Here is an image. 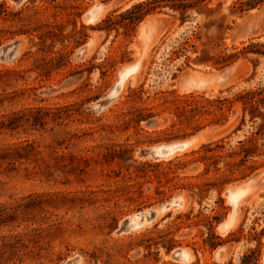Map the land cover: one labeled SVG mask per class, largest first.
<instances>
[{
  "label": "rangeland",
  "instance_id": "1",
  "mask_svg": "<svg viewBox=\"0 0 264 264\" xmlns=\"http://www.w3.org/2000/svg\"><path fill=\"white\" fill-rule=\"evenodd\" d=\"M137 1L56 0L60 6L53 7L52 0L19 6L0 0V47L23 41L13 60L0 61V264H63L76 255L81 264L264 263V186H255L233 214L225 195L264 167L219 190L210 187L201 199L196 188L163 186L168 160L158 166L137 156L140 149L200 132L211 134L171 159L221 138L231 147L244 138L248 123L232 133L238 105L226 125L186 129L182 136L170 128L173 100L191 92L231 96L264 85L263 58L255 70L252 55L217 63L250 41L264 43V2L248 8L250 0H207L183 15L168 8L148 14L129 35L122 28L106 29L108 15ZM95 7L102 12L86 22L84 15ZM151 17L163 22L139 35V24ZM61 36L69 42L54 41ZM90 41L89 52L76 58ZM136 61L130 66L133 73L139 70L125 80L117 99L94 112L91 105ZM234 65L239 69L213 86L183 85L189 74L211 75ZM146 115L152 116L135 122ZM201 170L190 163L178 175L183 183H201ZM177 193L188 197L181 210L140 230L115 233L124 219ZM222 222L227 226L220 229ZM210 230L221 240L215 248ZM170 241L174 247L166 252ZM177 249L184 250L187 262L170 257Z\"/></svg>",
  "mask_w": 264,
  "mask_h": 264
},
{
  "label": "trees",
  "instance_id": "2",
  "mask_svg": "<svg viewBox=\"0 0 264 264\" xmlns=\"http://www.w3.org/2000/svg\"><path fill=\"white\" fill-rule=\"evenodd\" d=\"M62 1L65 2L67 0ZM206 1L141 0L133 3L118 15H108L103 22L109 24L106 29L117 30L122 28L129 35L132 34L136 24L148 14L155 11L159 12L162 8H168L183 15L189 10L204 7ZM52 2L53 7L60 6L56 0H52ZM263 2L264 0H250L246 5L248 8H253ZM69 39L68 36H61L60 38L55 37L54 41L62 43L63 41L69 42ZM75 42L77 43V40ZM240 55H252L253 59L251 62L253 70H255L259 63V58L264 60V43L250 41L240 51L222 56L217 63L230 64L237 60ZM173 105L174 119L171 120L170 128L182 132V136L186 135V129H189L190 133H194L210 125H226L229 123L230 116L235 113V105L239 106L240 114L232 133L236 134L239 131H244L243 129L247 123L250 125V129H248V133L244 135V138L236 141L233 147L226 144L224 139L221 138L204 143L199 148L184 153L183 156L187 160L178 156L168 160L162 170L165 177L164 187L189 190L196 188L197 195L203 199L205 191L210 187H216L219 190L223 185L242 179L257 169L264 167V161L255 160V158L264 156V85L245 88L231 96L216 95L212 98L205 97L204 94L191 92L175 97ZM151 116L138 117L135 122L148 120ZM190 163L202 165V170L198 174L199 177H203L201 183H183L184 178L179 177L178 171ZM150 164L149 161L143 163L145 166ZM156 165H161V162L157 161ZM210 173L218 174V177H213L210 180L207 177ZM211 233L216 242L210 244V247L215 248L221 243V240L213 232ZM173 247L174 244L171 241L168 242V245L165 246L166 252H169Z\"/></svg>",
  "mask_w": 264,
  "mask_h": 264
},
{
  "label": "water",
  "instance_id": "3",
  "mask_svg": "<svg viewBox=\"0 0 264 264\" xmlns=\"http://www.w3.org/2000/svg\"><path fill=\"white\" fill-rule=\"evenodd\" d=\"M8 1L13 3L15 6H19L25 0H8ZM100 12L99 10L92 8L88 13L84 15V20L86 22H91L89 21L91 15L98 14L97 16H99ZM162 22H163L162 19L156 17H151L147 19L145 22L142 21L138 27L139 35H143V33L148 32L150 30L153 32L156 26L160 25ZM139 42L141 43L142 46L144 45L142 37L140 38ZM92 45H93L92 41L83 45L77 51L75 57L79 59L82 58L85 54L89 52ZM22 46H23V41L20 39H16L11 43L1 46L0 61L8 62L13 60L21 50ZM137 62L138 61L133 62L132 64H129L121 69L119 79L113 85L111 90L104 97L97 100L95 103L91 105V108L94 112H100L104 110L109 104H111L114 100L117 99L124 86L125 80L139 70L138 69L134 73L129 70V66L136 64ZM238 69H239V65H234L216 74H211V75L206 74L204 76H201L199 74H189L185 79L183 85H187L193 79H195L196 81H204L208 85H211L215 82L219 83L221 81L229 79L232 73L236 72ZM210 134L211 133L209 132H200L196 135L178 141L168 142L164 144L143 148L137 152V156L140 158H144L156 162L161 160H170L174 155L185 152L188 149L192 148L195 145V143L199 140V138L208 137ZM255 186H264V169L254 173L250 178L227 188V190L225 191V195L228 196L231 193V191H236L237 189H248V193H247L248 195ZM228 202L231 204L232 207L231 214H233V212L235 211L234 210L235 203L229 200ZM187 203H188V197L182 193H177L174 196L170 197L169 199L162 201L161 203L155 206L148 207L124 219L117 228L115 233L126 234L136 230H140L146 226L155 224L159 221H163L165 220L166 213L170 211L181 210L187 205ZM224 225H225L224 222L220 223L219 228L220 229L221 227L224 228ZM183 251L184 250L182 249L174 250L170 254V257L175 261L185 263L188 260L187 257H184ZM218 253L219 255H221L223 251H219ZM188 257H189V253H188ZM81 263H82V257L80 255H76L66 260L63 264H81Z\"/></svg>",
  "mask_w": 264,
  "mask_h": 264
},
{
  "label": "bare ground",
  "instance_id": "4",
  "mask_svg": "<svg viewBox=\"0 0 264 264\" xmlns=\"http://www.w3.org/2000/svg\"><path fill=\"white\" fill-rule=\"evenodd\" d=\"M94 9H97L99 10V12L101 11L102 12V8L101 7H95ZM100 12V13H101ZM99 13V15H100ZM98 15V14H97ZM96 14L94 15H91L90 17V20L89 21H94L98 16ZM147 20V19H146ZM145 20V21H146ZM144 21V22H145ZM146 33V32H145ZM144 34V33H143ZM135 69V66H129V70L131 72H133ZM215 85V84H212V86ZM209 86L208 84H206L204 81H196L195 79H193L192 81H190V83H188L187 85H184V87L186 88H204V87H207ZM248 193V189H237L236 191H231V193L228 195V200L235 203V207L237 205V203L247 195ZM234 207V209H235ZM227 224L224 225V227H226ZM184 255V254H183ZM185 257V255H184Z\"/></svg>",
  "mask_w": 264,
  "mask_h": 264
}]
</instances>
